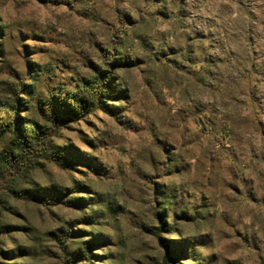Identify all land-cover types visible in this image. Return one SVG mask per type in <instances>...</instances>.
<instances>
[{
    "label": "rangeland",
    "instance_id": "374dc122",
    "mask_svg": "<svg viewBox=\"0 0 264 264\" xmlns=\"http://www.w3.org/2000/svg\"><path fill=\"white\" fill-rule=\"evenodd\" d=\"M105 62L114 115L0 188V264H164L158 217L183 264H264V0H0L1 120L23 85L45 126Z\"/></svg>",
    "mask_w": 264,
    "mask_h": 264
},
{
    "label": "trees",
    "instance_id": "16d2710c",
    "mask_svg": "<svg viewBox=\"0 0 264 264\" xmlns=\"http://www.w3.org/2000/svg\"><path fill=\"white\" fill-rule=\"evenodd\" d=\"M109 62L104 63V68L98 73L95 81L91 83L89 96L80 94H51L48 98L49 112L45 114V126L37 125L35 130H28L27 123L23 122L24 98L28 94L23 85L15 92L13 102L6 119H0V141L12 137V141L0 152V188L9 184L19 173L30 169L45 157H48V143L57 137L70 125L84 121L96 112L102 111L114 115L106 104L111 97L116 78ZM159 228L156 234L158 244L164 249V264H183V256L174 247L175 242H164L160 237L166 227L162 217H158ZM69 233H72L70 231ZM170 234H180L175 228H170ZM66 239V238H65ZM94 244H87L82 250L65 258L66 264H82L91 259Z\"/></svg>",
    "mask_w": 264,
    "mask_h": 264
}]
</instances>
